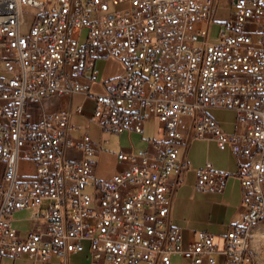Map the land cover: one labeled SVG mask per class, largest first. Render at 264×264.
Masks as SVG:
<instances>
[{
	"label": "built area",
	"instance_id": "built-area-1",
	"mask_svg": "<svg viewBox=\"0 0 264 264\" xmlns=\"http://www.w3.org/2000/svg\"><path fill=\"white\" fill-rule=\"evenodd\" d=\"M221 1L0 0V264H180L177 255L254 264L264 222V0H228L233 13L213 41ZM107 58L123 71L101 81L97 65ZM76 95L84 100L73 112ZM52 98H67V107L47 111ZM89 101L100 142L73 135L72 118ZM210 109L234 111L235 130ZM153 119L162 137L121 150L113 175L101 179L104 135L141 134ZM197 139L243 160L234 175L240 218L222 247L207 232L186 247L173 222ZM22 159L35 165L33 176L21 175ZM231 175L208 162L196 187L223 193ZM25 210L26 233L15 225Z\"/></svg>",
	"mask_w": 264,
	"mask_h": 264
},
{
	"label": "crops",
	"instance_id": "crops-1",
	"mask_svg": "<svg viewBox=\"0 0 264 264\" xmlns=\"http://www.w3.org/2000/svg\"><path fill=\"white\" fill-rule=\"evenodd\" d=\"M99 63V73L101 81L113 79L119 76L123 71V66L121 65V63L114 59H103L100 60L98 64ZM3 76H1V78ZM102 90L103 87L101 82H97L93 85L94 92H100ZM76 97H79L80 99L82 98L84 100V96L82 95H76L74 99ZM66 107L67 98H52L48 100L44 105V108L47 111H55L57 109ZM75 108L76 106L73 103V112ZM86 111H88V114ZM86 111L81 115L76 113L74 114L72 118V123L74 126H77L78 123L82 122L83 120H90V101L88 103ZM150 125H154V133L152 135L148 134L150 137L143 136L142 138H140V142L146 143V141L148 140L161 138L162 130L159 121L157 119H153L147 123L145 131L141 134L127 133L120 135L125 138L126 144L125 147L120 148L118 153L121 150L141 148L137 147V145L135 144L133 135H145L147 132V128ZM220 125L224 128L221 123ZM235 127L236 113L232 130L229 131L225 128L224 130L227 132H233L235 130ZM186 159L189 165V170L186 174L185 183L179 188L177 193L173 211L174 225L182 230L184 245L186 247L191 241L196 238L198 232H207L212 234L215 237V242L220 247H222L224 243V236L227 232L228 226L240 218L242 201L241 185L239 180L234 175L239 171L240 164L243 162V160L238 158L229 149L224 151L220 150L215 141L205 139H197L193 142V144L187 151ZM208 162L212 163L214 167L232 174L231 177H229L227 180L226 188L223 193L200 191L196 187V170L199 168H204ZM118 165L119 163L117 161L116 166ZM174 260L180 264H190V260L184 259L183 257L178 255L174 256Z\"/></svg>",
	"mask_w": 264,
	"mask_h": 264
},
{
	"label": "rangeland",
	"instance_id": "rangeland-1",
	"mask_svg": "<svg viewBox=\"0 0 264 264\" xmlns=\"http://www.w3.org/2000/svg\"><path fill=\"white\" fill-rule=\"evenodd\" d=\"M228 0H222L220 3V6L218 8V11L215 16V25L212 29V40L216 41L218 40L219 32L222 29V26L224 25L225 21L232 15L233 9L227 4ZM27 10L31 12H36V9L26 7ZM1 44V41H0ZM100 63L97 65L98 70ZM6 75L4 71L0 68V78L1 76ZM83 99L76 97L74 99V105L77 107ZM88 114V111H86ZM209 113L216 118L226 130H232L234 126L235 121V113L232 112V110L228 109H210ZM90 114V113H89ZM76 122V121H75ZM77 130L73 131L74 136H81L83 134H88L91 138H93L95 141L100 142L102 139V134L99 129V127L92 122L91 120H83L82 122L78 123ZM155 131L154 125H150L147 128V132L145 135H133V140L137 147H144L146 146V143H141L140 138L144 137H150L149 135H152ZM149 134V135H148ZM105 139H109L110 143L108 145L104 146L103 155L100 158V170L99 175L101 179H107L110 178L113 175L114 169L117 165V154L120 148L125 147V138L120 135H110L105 134ZM20 173L22 176L28 177L33 176L35 173V165L32 161L28 159H22L21 165H20ZM31 216V211H21L15 213V219H16V227L26 233L29 228L31 227V221L29 220ZM259 230V231H258ZM261 231V232H260ZM260 232L253 241V253L255 262L254 264H264V222L260 224L257 227V233ZM6 263H12V264H33L29 260L25 259H18V260H10L4 262ZM80 264H87L85 261H81Z\"/></svg>",
	"mask_w": 264,
	"mask_h": 264
},
{
	"label": "bare ground",
	"instance_id": "bare-ground-1",
	"mask_svg": "<svg viewBox=\"0 0 264 264\" xmlns=\"http://www.w3.org/2000/svg\"><path fill=\"white\" fill-rule=\"evenodd\" d=\"M258 231H259V230H258ZM260 232H261V231H260ZM260 232L257 233V230H256V236H257Z\"/></svg>",
	"mask_w": 264,
	"mask_h": 264
}]
</instances>
